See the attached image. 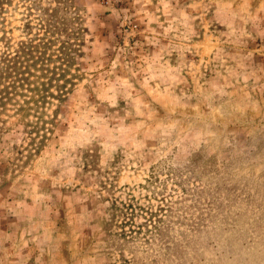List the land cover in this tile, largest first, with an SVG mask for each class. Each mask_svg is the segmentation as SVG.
<instances>
[{
    "label": "rangeland",
    "instance_id": "obj_1",
    "mask_svg": "<svg viewBox=\"0 0 264 264\" xmlns=\"http://www.w3.org/2000/svg\"><path fill=\"white\" fill-rule=\"evenodd\" d=\"M72 6L62 112L0 103V264H264V0Z\"/></svg>",
    "mask_w": 264,
    "mask_h": 264
},
{
    "label": "trees",
    "instance_id": "obj_2",
    "mask_svg": "<svg viewBox=\"0 0 264 264\" xmlns=\"http://www.w3.org/2000/svg\"><path fill=\"white\" fill-rule=\"evenodd\" d=\"M53 1L57 3V8L45 9L38 0H20L26 10L23 14L27 22L32 23V19L37 21V33L30 37L27 34L25 39L15 41L7 35L5 24L7 15L17 11L18 2L0 0V103L3 105L4 101H11L14 94V97H24L26 106L31 103L38 109L40 104L51 98L57 100L53 110L55 121L70 94L65 88L68 82L65 67L81 56L78 54L80 50L72 49L68 42H59L58 36L71 33L80 41L83 28L79 26L74 31L68 28L67 11L73 7L74 0ZM76 46L80 49L79 44ZM23 107L20 106L21 111Z\"/></svg>",
    "mask_w": 264,
    "mask_h": 264
}]
</instances>
